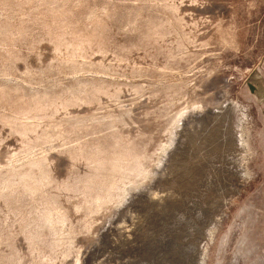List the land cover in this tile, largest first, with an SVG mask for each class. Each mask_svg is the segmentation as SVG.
Returning <instances> with one entry per match:
<instances>
[{
    "label": "rangeland",
    "instance_id": "obj_1",
    "mask_svg": "<svg viewBox=\"0 0 264 264\" xmlns=\"http://www.w3.org/2000/svg\"><path fill=\"white\" fill-rule=\"evenodd\" d=\"M0 264H264V0H0Z\"/></svg>",
    "mask_w": 264,
    "mask_h": 264
}]
</instances>
